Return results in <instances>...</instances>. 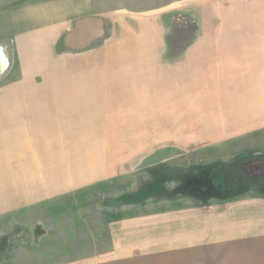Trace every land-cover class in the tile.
I'll return each instance as SVG.
<instances>
[{
  "label": "crops",
  "instance_id": "crops-1",
  "mask_svg": "<svg viewBox=\"0 0 264 264\" xmlns=\"http://www.w3.org/2000/svg\"><path fill=\"white\" fill-rule=\"evenodd\" d=\"M193 19L177 48L169 33L129 36L2 90L0 221L121 179L168 151L232 160L264 132V0H208ZM108 231V249L59 264H264V197Z\"/></svg>",
  "mask_w": 264,
  "mask_h": 264
},
{
  "label": "rangeland",
  "instance_id": "rangeland-1",
  "mask_svg": "<svg viewBox=\"0 0 264 264\" xmlns=\"http://www.w3.org/2000/svg\"><path fill=\"white\" fill-rule=\"evenodd\" d=\"M207 4L208 0H0V49L7 62L0 73V96L16 82L42 80L56 66L71 63L74 54L112 48L125 37L169 33L171 47L177 48L178 38L193 32V18ZM244 141L232 152V160L228 154L208 151H168L121 179L1 220L0 264H59L108 249V230L114 223L222 204L230 198L264 197V132ZM167 156L168 161L158 160ZM236 160L238 175L219 177V187L232 190L229 194L204 187L215 165ZM231 179L240 184L232 186Z\"/></svg>",
  "mask_w": 264,
  "mask_h": 264
},
{
  "label": "trees",
  "instance_id": "trees-1",
  "mask_svg": "<svg viewBox=\"0 0 264 264\" xmlns=\"http://www.w3.org/2000/svg\"><path fill=\"white\" fill-rule=\"evenodd\" d=\"M236 162H238V161L236 160V161H234L232 163H225V164H221V165H217V166L215 165L214 169H212L211 172H210L211 174H209V176L205 177L207 179L203 182L204 187L205 186H211L214 189V192H218L221 195L226 194V193L229 194L232 190L222 189V188L219 187V186H223V184L220 183L219 177H223L224 178V176H226L228 178H231L234 175L235 176L238 175L236 170H238L239 167L235 166V164H234ZM234 172H235V174H233ZM230 184L232 186L236 187L240 183H238V182L236 183L235 182L233 184L232 179H231ZM220 189H222L224 192H222V190H220ZM229 200H234V198L233 199L232 198L226 199V201H229Z\"/></svg>",
  "mask_w": 264,
  "mask_h": 264
},
{
  "label": "bare ground",
  "instance_id": "bare-ground-1",
  "mask_svg": "<svg viewBox=\"0 0 264 264\" xmlns=\"http://www.w3.org/2000/svg\"><path fill=\"white\" fill-rule=\"evenodd\" d=\"M7 69V62L4 56V53L0 49V73L4 72Z\"/></svg>",
  "mask_w": 264,
  "mask_h": 264
}]
</instances>
